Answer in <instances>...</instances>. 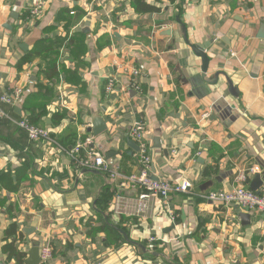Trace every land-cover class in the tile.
Instances as JSON below:
<instances>
[{
	"label": "crops",
	"instance_id": "crops-1",
	"mask_svg": "<svg viewBox=\"0 0 264 264\" xmlns=\"http://www.w3.org/2000/svg\"><path fill=\"white\" fill-rule=\"evenodd\" d=\"M134 1L49 0L43 16L31 18V0H0V99L16 86L24 96L18 107L0 102L10 118H0L1 263L16 264L6 244L24 260L32 240H41L53 249L49 264H119L129 255L166 264L138 255L117 228L181 264H264V216L205 198L228 190L240 171L253 169L246 188L264 184V0H142L156 9L149 13L137 12ZM186 42L206 47V78L220 72L216 85L201 78ZM31 52L38 55L19 68ZM38 108L36 122L51 143H30L15 124ZM94 118L106 126L97 136L88 132ZM136 123L149 146L150 175L190 184L187 194L154 198L139 214L137 190L121 189L107 174L108 186L95 176L75 183L79 168L69 157L79 138L90 137L109 168L139 174L138 150L128 143L138 147L128 134ZM6 174L11 185L1 179ZM103 224L120 236L118 245L96 232ZM11 225L15 236L6 237ZM175 235L178 245L160 243ZM122 247L131 251L118 254Z\"/></svg>",
	"mask_w": 264,
	"mask_h": 264
},
{
	"label": "built area",
	"instance_id": "built-area-1",
	"mask_svg": "<svg viewBox=\"0 0 264 264\" xmlns=\"http://www.w3.org/2000/svg\"><path fill=\"white\" fill-rule=\"evenodd\" d=\"M48 1L49 0H31L28 9L29 16L31 18L43 16L48 6ZM137 74L138 72L136 71L132 72L133 76ZM112 87V84H109L107 89L112 90ZM130 87L135 91L140 90L138 84H136L134 80H131ZM22 96L23 89L20 86H16L11 91L3 94L0 102L12 107H18ZM202 117L207 118V114H203ZM0 118L10 119L2 110H0ZM15 124L25 132L27 140L30 143H38L42 140L48 141V143L52 142L47 130L33 126L29 124L27 120H20L15 122ZM128 134L138 145L137 155L141 168L137 175L124 176L117 170L109 168L102 154L94 147L90 137L79 138L69 152V157L79 169L85 168L103 172L109 176L111 182H118L121 189L137 190V207L135 211L137 214L146 210L148 203L154 198L167 201L170 194H187L189 192L190 184L185 180L178 182H169L160 179L152 180L150 178L151 159L149 146L143 134V126L136 123L130 128ZM195 156H199V153ZM252 173L253 169L238 172L234 176L232 185L228 190L211 191L206 194L205 198L212 203L221 204L223 206H237L245 211L256 212L264 216V184H262L258 191H252L245 187V183ZM167 216L170 222H174L175 216L173 212L168 210ZM181 239L180 235H175L167 240H160V243H162V245L173 244L175 246L180 243ZM148 241L149 243H154L157 241V238L150 237ZM52 257L53 249L51 245L47 242L39 244L38 264H49Z\"/></svg>",
	"mask_w": 264,
	"mask_h": 264
},
{
	"label": "water",
	"instance_id": "water-1",
	"mask_svg": "<svg viewBox=\"0 0 264 264\" xmlns=\"http://www.w3.org/2000/svg\"><path fill=\"white\" fill-rule=\"evenodd\" d=\"M259 35H260V37H264L263 31ZM186 43L191 48V51H192L193 55L200 59V65H201L200 66V71H201V74H202L201 78L202 79L204 78V80H205V81L204 80L203 81L205 83H207V84L216 85L217 84V79H218L219 75H221V73L217 72L216 73L217 74L216 78L212 82L207 80L206 73L208 71L209 59H208V57L206 56V54L204 52L206 47H202L201 45L193 46V45H190L188 42H186ZM225 80H226V83H227V86H228L229 93L232 96L236 97L237 96V91L233 87L231 81L228 78H226V77H225ZM17 112L19 114L21 113L19 108H17ZM91 125H92L91 128H88V132H92V134L94 136H97L98 134H100V133H102L103 131L106 130V126H105V123H104L102 118H94L92 120ZM155 142H157V141H155ZM128 143H129V146L132 149V151H137L138 150V147L136 145H134V143L132 141H128ZM105 175L106 174L103 173V172H99V171H95V170H91V169L81 168V169L78 170V172L76 174V178H75L76 182L75 183H77L78 181H82L83 182L84 178H90V176H95V177H100L104 181L103 186L104 185L108 186V185H110V182L106 178ZM150 178L152 180H157L158 179L155 176H153L152 174L150 175ZM254 181H258L260 183V185L262 184V181L260 180V174H255L254 175ZM250 190L257 191V188H255V187L253 188L251 186ZM99 192H100V190H99ZM239 217H240L241 220H243L244 218H247L248 215L247 214H240ZM115 229L120 234L122 239L126 243H128L129 245L133 246L136 249L138 255L143 256L146 260H154L157 257H160L166 264H181V263H179L177 261H174L171 258H168L161 251L148 250L143 244L130 240L128 238L127 234L124 231H122L120 229H117V228H115ZM23 232L27 236L30 234L27 228L23 229ZM30 232H34V230L32 229ZM39 244L40 243L38 241H36V240L33 241L32 240L31 246H30V248H29V250L27 252V258H25L23 260V264H38L39 263ZM0 264H3V263L0 262Z\"/></svg>",
	"mask_w": 264,
	"mask_h": 264
},
{
	"label": "trees",
	"instance_id": "trees-1",
	"mask_svg": "<svg viewBox=\"0 0 264 264\" xmlns=\"http://www.w3.org/2000/svg\"><path fill=\"white\" fill-rule=\"evenodd\" d=\"M168 1L173 2L174 0H168ZM134 3H135L134 9L139 13L156 12L155 8L145 4L144 2H142V0H135ZM37 55H38V53H36V52H31V53L27 54L23 59H21L19 61L18 67L20 68V66L22 64L24 65V64L31 62L32 59H34ZM52 76H53V74L49 75L50 78H52ZM38 87H39L38 88L39 90L42 89L41 85H39ZM23 98H24V96L22 97L20 104L22 103ZM41 109L42 108L34 109L33 111L35 113L34 114L30 113V115L27 117L29 124L36 126V127H39L36 120L39 118V116H42V113H40ZM24 120H26V119H24ZM60 120H61V117H59L58 121H60ZM213 170H215V169L212 167L208 168L204 173V177L210 176V174L214 172ZM6 175L7 176L1 177V179L5 178V180L7 182H9V185H11V182H12L11 177H9L8 174H6ZM8 188H10V187L8 186ZM110 198H111V193H109V194L107 193L106 195H104L99 200V206H102V208L105 209L106 208L105 204L108 202V200ZM15 230H16L15 226L11 225L6 231V237L15 236ZM101 231H103L105 233V238H106L107 242H110V243L115 244V245H118L121 242L120 236L109 225L103 224L102 228H99L96 230L97 233L101 232ZM22 235L23 234L20 233V236H22ZM3 251L7 252L9 254V256H14L16 259V264H23L24 255L17 252L11 244H6L3 247Z\"/></svg>",
	"mask_w": 264,
	"mask_h": 264
},
{
	"label": "rangeland",
	"instance_id": "rangeland-1",
	"mask_svg": "<svg viewBox=\"0 0 264 264\" xmlns=\"http://www.w3.org/2000/svg\"><path fill=\"white\" fill-rule=\"evenodd\" d=\"M40 243H42L41 240H40ZM129 250L130 249L128 247H122V249L119 250L118 254H126ZM116 262L119 263V264H125V263L126 264H144L143 262L135 259L134 257L132 258V255H129L126 258L124 257V259H122V260H121V257H120L119 260H117Z\"/></svg>",
	"mask_w": 264,
	"mask_h": 264
}]
</instances>
